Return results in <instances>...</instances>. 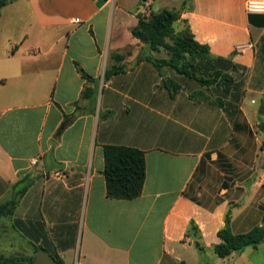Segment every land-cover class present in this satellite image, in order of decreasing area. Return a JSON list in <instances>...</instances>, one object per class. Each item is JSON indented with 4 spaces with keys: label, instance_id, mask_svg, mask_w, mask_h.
Instances as JSON below:
<instances>
[{
    "label": "crops",
    "instance_id": "1",
    "mask_svg": "<svg viewBox=\"0 0 264 264\" xmlns=\"http://www.w3.org/2000/svg\"><path fill=\"white\" fill-rule=\"evenodd\" d=\"M251 1L264 5L16 0L2 8L0 264H34L39 251L64 264H264V243L225 258L213 248L227 213L234 234L264 214V152L253 140L256 124L264 138V8L249 9ZM163 9H183L177 29L187 23L213 56L245 68L234 119L193 98L198 86L159 69L153 60L168 55L133 35L138 14ZM170 78L182 85L173 96ZM107 145L145 152L137 198L107 196Z\"/></svg>",
    "mask_w": 264,
    "mask_h": 264
},
{
    "label": "trees",
    "instance_id": "2",
    "mask_svg": "<svg viewBox=\"0 0 264 264\" xmlns=\"http://www.w3.org/2000/svg\"><path fill=\"white\" fill-rule=\"evenodd\" d=\"M16 0H0V15L4 6ZM183 9H163L149 15L138 14V25L133 35L155 51L163 50L168 57L154 59L159 69L168 68L185 83H195L198 90L192 93L195 99L210 100L221 107L230 119L239 114L238 104L244 96L245 68L232 61V58L215 57L206 44L195 39L190 27L184 23L181 29L175 24ZM242 70V71H240ZM83 75H87L83 72ZM109 74L107 72L106 77ZM189 82V83H188ZM165 86L173 96L182 85L174 79H167ZM87 96L88 92H84ZM107 196L114 199L132 200L141 195L146 179L145 152L126 146L107 145L104 147V170ZM0 207V213H4ZM196 229L191 223V230ZM195 231L196 234L197 232ZM220 243L213 246L220 258L239 253L247 247H257L264 243V214L261 225L248 232L234 234L231 228V213L225 217V225L218 232ZM200 250L203 246L199 247ZM55 262H64L55 257ZM10 262L18 259L10 258Z\"/></svg>",
    "mask_w": 264,
    "mask_h": 264
},
{
    "label": "rangeland",
    "instance_id": "3",
    "mask_svg": "<svg viewBox=\"0 0 264 264\" xmlns=\"http://www.w3.org/2000/svg\"><path fill=\"white\" fill-rule=\"evenodd\" d=\"M262 104H263V102L261 100V97H258V106L261 107ZM261 130H263V129L261 128V125L260 124H256L254 126V131H255L256 136L253 137V140H254V138H257V139L260 140V142H261V144H260V148L261 149L260 150L262 152H264V138L262 136H260L261 135V132H262ZM251 146H252V143H251Z\"/></svg>",
    "mask_w": 264,
    "mask_h": 264
},
{
    "label": "water",
    "instance_id": "4",
    "mask_svg": "<svg viewBox=\"0 0 264 264\" xmlns=\"http://www.w3.org/2000/svg\"><path fill=\"white\" fill-rule=\"evenodd\" d=\"M194 239L196 240L197 238L195 237ZM197 246H199V243H197ZM34 264H56V263L52 261L45 252L39 251L36 255Z\"/></svg>",
    "mask_w": 264,
    "mask_h": 264
},
{
    "label": "built area",
    "instance_id": "5",
    "mask_svg": "<svg viewBox=\"0 0 264 264\" xmlns=\"http://www.w3.org/2000/svg\"><path fill=\"white\" fill-rule=\"evenodd\" d=\"M249 9H257V10H262L264 8V5L261 4L260 2H249L248 3Z\"/></svg>",
    "mask_w": 264,
    "mask_h": 264
}]
</instances>
